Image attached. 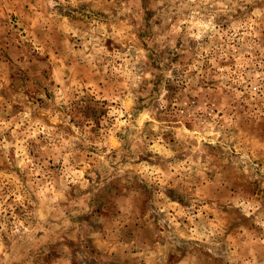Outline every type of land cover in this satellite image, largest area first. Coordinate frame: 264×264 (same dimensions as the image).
I'll use <instances>...</instances> for the list:
<instances>
[{
	"label": "rangeland",
	"instance_id": "rangeland-1",
	"mask_svg": "<svg viewBox=\"0 0 264 264\" xmlns=\"http://www.w3.org/2000/svg\"><path fill=\"white\" fill-rule=\"evenodd\" d=\"M0 264H264V0H0Z\"/></svg>",
	"mask_w": 264,
	"mask_h": 264
},
{
	"label": "clouds",
	"instance_id": "clouds-1",
	"mask_svg": "<svg viewBox=\"0 0 264 264\" xmlns=\"http://www.w3.org/2000/svg\"><path fill=\"white\" fill-rule=\"evenodd\" d=\"M4 248H3V244L0 243V252H3Z\"/></svg>",
	"mask_w": 264,
	"mask_h": 264
}]
</instances>
